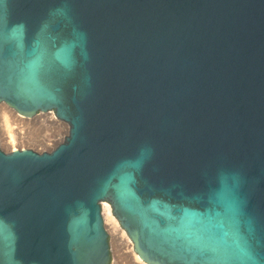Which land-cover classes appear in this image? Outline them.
Segmentation results:
<instances>
[{"label": "water", "instance_id": "obj_1", "mask_svg": "<svg viewBox=\"0 0 264 264\" xmlns=\"http://www.w3.org/2000/svg\"><path fill=\"white\" fill-rule=\"evenodd\" d=\"M0 103L66 123L0 148V264H264V0H0Z\"/></svg>", "mask_w": 264, "mask_h": 264}, {"label": "rangeland", "instance_id": "obj_2", "mask_svg": "<svg viewBox=\"0 0 264 264\" xmlns=\"http://www.w3.org/2000/svg\"><path fill=\"white\" fill-rule=\"evenodd\" d=\"M2 112L6 119L5 123L2 121ZM50 115L54 116V124L48 121ZM5 124L8 128L7 131H9V134L13 137V141L9 144L7 143L5 137ZM66 130H68L67 124L58 120L55 117L53 111L39 113L32 118H26L23 116H17V114L14 113L9 107L3 103H0V148L4 152H9L16 149H30L38 153L49 152L64 139L67 134L65 133ZM106 205L110 209V206L107 202L101 203L102 215V207H105ZM102 218L104 228L109 238V264H135L132 262V258L130 259V255L124 252V249L119 250L118 239L116 238V235L109 227L110 225L108 222L104 221V216H102Z\"/></svg>", "mask_w": 264, "mask_h": 264}, {"label": "bare ground", "instance_id": "obj_3", "mask_svg": "<svg viewBox=\"0 0 264 264\" xmlns=\"http://www.w3.org/2000/svg\"><path fill=\"white\" fill-rule=\"evenodd\" d=\"M12 110V109H11ZM3 111V110H2ZM5 111V110H4ZM13 111V110H12ZM7 112V111H6ZM14 112V111H13ZM15 113V112H14ZM3 114V112H2ZM17 114V113H16ZM17 116H21V115H18ZM32 118V117H31ZM53 119H54V116L53 115H50L49 116V122L54 124L53 122ZM5 116L3 114V119L2 121L5 123ZM2 122V123H3ZM6 126V124H5ZM61 127V126H60ZM7 126H6V140H7V143H11L13 141V137L9 134L10 132L7 131ZM66 129V128H65ZM68 131V130H66ZM65 131V133H67ZM102 213L104 216V221H107L108 224L110 225L109 227L112 229L113 233L116 235V238L118 239V247H119V250H125L124 252L125 253H128V255H130V259L132 260L133 263L135 264H147L145 263L144 261H142V259L135 253L134 251V248H133V244L131 242V240L128 238V236L126 235V233L123 231V229L120 228L118 222L116 221V219L112 216L111 214V210L109 209V207L106 205L105 207H102ZM123 252V253H124ZM131 263V262H130Z\"/></svg>", "mask_w": 264, "mask_h": 264}]
</instances>
